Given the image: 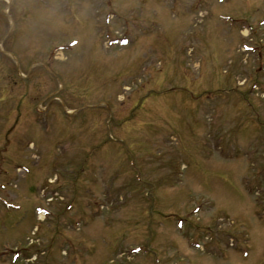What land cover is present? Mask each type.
Returning a JSON list of instances; mask_svg holds the SVG:
<instances>
[{"label":"rangeland","instance_id":"rangeland-1","mask_svg":"<svg viewBox=\"0 0 264 264\" xmlns=\"http://www.w3.org/2000/svg\"><path fill=\"white\" fill-rule=\"evenodd\" d=\"M0 196V264H264V0H0Z\"/></svg>","mask_w":264,"mask_h":264},{"label":"bare ground","instance_id":"bare-ground-1","mask_svg":"<svg viewBox=\"0 0 264 264\" xmlns=\"http://www.w3.org/2000/svg\"><path fill=\"white\" fill-rule=\"evenodd\" d=\"M56 57H62V54H61V53H58V54L56 55ZM40 218L42 219L43 216H41Z\"/></svg>","mask_w":264,"mask_h":264}]
</instances>
